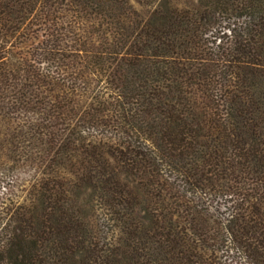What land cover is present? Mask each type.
<instances>
[{"label":"trees","instance_id":"trees-1","mask_svg":"<svg viewBox=\"0 0 264 264\" xmlns=\"http://www.w3.org/2000/svg\"><path fill=\"white\" fill-rule=\"evenodd\" d=\"M7 119L0 264H264V0H0Z\"/></svg>","mask_w":264,"mask_h":264},{"label":"rangeland","instance_id":"rangeland-1","mask_svg":"<svg viewBox=\"0 0 264 264\" xmlns=\"http://www.w3.org/2000/svg\"><path fill=\"white\" fill-rule=\"evenodd\" d=\"M0 121L3 133L0 138L6 136L9 130L16 129V122L8 119ZM4 147H0V201L4 199L3 201L7 202V199H21L25 196L36 174L37 166L31 163H20L17 160L12 161L9 151Z\"/></svg>","mask_w":264,"mask_h":264}]
</instances>
